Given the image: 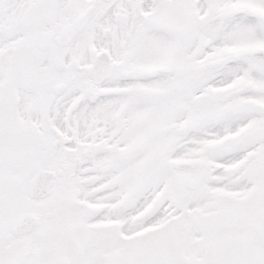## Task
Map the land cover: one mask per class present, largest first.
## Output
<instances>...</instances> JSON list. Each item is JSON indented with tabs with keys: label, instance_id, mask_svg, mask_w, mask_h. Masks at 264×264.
<instances>
[{
	"label": "snow or ice",
	"instance_id": "snow-or-ice-1",
	"mask_svg": "<svg viewBox=\"0 0 264 264\" xmlns=\"http://www.w3.org/2000/svg\"><path fill=\"white\" fill-rule=\"evenodd\" d=\"M0 264H264V0H0Z\"/></svg>",
	"mask_w": 264,
	"mask_h": 264
}]
</instances>
